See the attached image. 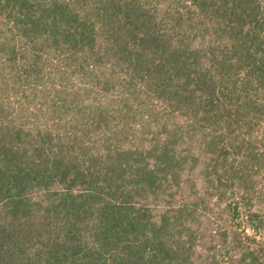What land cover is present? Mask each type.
Masks as SVG:
<instances>
[{"label":"trees","instance_id":"16d2710c","mask_svg":"<svg viewBox=\"0 0 264 264\" xmlns=\"http://www.w3.org/2000/svg\"><path fill=\"white\" fill-rule=\"evenodd\" d=\"M0 264H264V0H0Z\"/></svg>","mask_w":264,"mask_h":264}]
</instances>
